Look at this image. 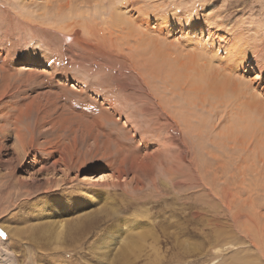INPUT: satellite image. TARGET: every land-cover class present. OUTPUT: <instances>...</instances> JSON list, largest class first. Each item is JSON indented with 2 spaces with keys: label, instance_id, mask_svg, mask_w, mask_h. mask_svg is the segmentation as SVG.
Returning a JSON list of instances; mask_svg holds the SVG:
<instances>
[{
  "label": "rangeland",
  "instance_id": "374dc122",
  "mask_svg": "<svg viewBox=\"0 0 264 264\" xmlns=\"http://www.w3.org/2000/svg\"><path fill=\"white\" fill-rule=\"evenodd\" d=\"M64 1L0 0V96L12 81V97L4 99L26 141L49 139L40 132L53 121L62 130L50 139H78L80 150L94 148L98 135L132 182L94 186L110 181L111 172L96 177L104 163L90 153L80 157L91 156L89 166L74 170L67 185L59 173L33 180V160L45 153L22 149L12 134L0 154V264H264V72L246 64L240 75L255 91L250 113L208 88L234 56L232 47L247 56L257 45L264 65V0H139L134 9L156 17L149 34L143 29L145 45L116 28L106 36L115 49L101 52L91 45L100 34L87 37L84 23L103 29L110 0ZM191 13L186 22L194 25H185ZM136 48L144 51L136 55ZM128 54L136 66L124 62ZM150 60L148 88L140 66L149 68ZM201 68L207 82L193 86ZM162 92L183 108L177 112L187 125L177 132L159 122ZM245 111L254 125L242 121ZM14 153L20 161L5 163ZM111 189L120 199L106 193ZM82 219H96V226L73 239Z\"/></svg>",
  "mask_w": 264,
  "mask_h": 264
},
{
  "label": "bare ground",
  "instance_id": "6f19581e",
  "mask_svg": "<svg viewBox=\"0 0 264 264\" xmlns=\"http://www.w3.org/2000/svg\"><path fill=\"white\" fill-rule=\"evenodd\" d=\"M56 1H59V0H56ZM60 1H63V3L67 4L64 0H60ZM71 1V0H70ZM87 1V0H85ZM84 1V2H85ZM90 1V0H89ZM97 1V4H99L100 2ZM118 0H110V9H111V13H110V19H108L104 24L103 26V29H99V28H96V26L93 24H89L88 22H85L84 24V29H88V31L85 32L87 33V37H90V38H93V35L95 36V33L98 32L100 34V37L99 38V41H95L93 43H91L92 47H94L97 52H101V48L100 46H105L104 49H107L108 47L110 48H113L115 49V47L113 45H111L110 43H108V39L106 38V36L108 37V33L111 35H113V33H116L114 32V30H117L116 28H118L119 30H122V31H127L129 33V35L131 34H134L132 38H135L134 40H136V44L139 46V47H142L143 45H145V41H144V38L146 37H143V32L144 30L146 29L147 31L144 32V33H148L149 34V29L151 28V24H149V19L151 17H154L156 18L155 16L153 15H149V11H147L146 9H134L135 8V5L139 3V0H122L121 1V4L119 5H116V2ZM68 2V1H67ZM57 3V2H55ZM69 3V2H68ZM76 3V2H75ZM82 3V2H81ZM85 3H89L88 1L85 2ZM96 3V2H95ZM58 4V3H57ZM64 4V5H65ZM70 4V3H69ZM68 4V5H69ZM72 4V2H71ZM80 5V3H79ZM66 6V5H65ZM57 7V6H56ZM58 7L62 8L63 6L62 5H58ZM131 7V8H130ZM130 8V9H129ZM53 9V8H52ZM54 10V9H53ZM56 10H54L55 12ZM56 13V12H55ZM71 13V12H70ZM62 15V14H61ZM193 13H191L190 16H186L185 17V22L184 24L185 25H189V26H193L194 23L193 22H186L188 20L192 21L193 19ZM181 21V20H180ZM96 22V21H95ZM181 23V22H180ZM178 23V24H180ZM115 28V29H114ZM144 29V30H143ZM154 29V28H152ZM92 30V31H91ZM151 30V29H150ZM158 31V30H157ZM157 31H154V34L155 32ZM147 34V36H148ZM158 34V33H157ZM89 35V36H88ZM159 35V34H158ZM110 36H109V39H110ZM117 36V35H116ZM116 36H113V37H116ZM136 36V37H135ZM160 36V35H159ZM125 37V36H124ZM129 36H127L128 38ZM131 37V36H130ZM154 37V36H153ZM89 38V39H90ZM157 38V37H156ZM161 38V37H160ZM158 39V38H157ZM256 39V38H255ZM133 40V39H132ZM112 41V40H111ZM127 41V40H126ZM148 42L149 39L147 40ZM133 42V41H132ZM251 42V41H250ZM147 43V42H146ZM129 44V43H128ZM149 45V44H148ZM152 45V43H151ZM244 45V44H243ZM249 45V44H248ZM254 45V44H253ZM127 46V45H126ZM156 47V46H155ZM161 47V46H160ZM164 47V46H163ZM149 48V47H148ZM157 48V47H156ZM122 49V48H121ZM147 49V48H145ZM154 49V48H153ZM162 49V48H161ZM262 49V47L260 48V50ZM123 50V49H122ZM121 50V52H118L117 54L120 55V54H123L124 52ZM135 50H138V53H136L134 51V53H136V55L142 53L144 50H141L139 48H136ZM229 50V49H228ZM245 50V49H244ZM252 50L254 53L252 54H248V58L246 56L245 53L242 54V51L240 52L238 50V48H233L231 49V51L235 52H231V54H234V56L232 57V59H230L229 62H227V66L226 67H223L222 69L224 70V73H221L222 76L221 78L217 77L218 75H216V77L218 78V80L214 81L213 83H208V85L210 87L208 88H212L213 91L212 92H217V90L220 91V94H214L215 96L218 95L217 97H224L225 95L226 96H229V103L232 102L233 100L236 101L237 105H236V108H238L237 110L239 109H244V110H247L248 113H250L249 110L253 109V107L256 106L255 103L256 102V96L251 94L253 91V86L250 85V82L247 81L245 82L244 81V77L242 75V77L240 76L241 73H244V71L246 69H248V64H256L257 66V70H262L264 72V65L262 62H259V48L256 46H253L252 47ZM264 50V49H263ZM156 51V50H155ZM239 51V52H238ZM104 52V51H103ZM113 52V51H112ZM167 52V51H166ZM183 53V52H182ZM152 54L155 55V53L153 52ZM109 57V56H108ZM109 59V58H108ZM136 60H138V58L135 56V54H128L127 55V59L126 61H124L125 63L127 64H135V62H137ZM154 60V59H153ZM143 61V60H142ZM151 61V60H150ZM181 61V59H180ZM183 61V60H182ZM200 61V60H199ZM121 62V61H120ZM158 63V62H157ZM154 62L151 61V64L149 66V68H146L145 65L144 66H140V71L141 72H145L144 76H143V82L146 83L147 86H149L148 88H151L152 86V83L151 82V75L149 71H153L154 69L152 68ZM200 64V63H197V65ZM247 64V65H246ZM126 65V64H125ZM140 65V63H139ZM138 65V66H139ZM182 65V64H181ZM196 65V66H197ZM201 65V64H200ZM199 65V67H201ZM136 66V64H135ZM216 66L215 64H213L211 62V65L207 66L210 70H212L213 72H215L216 74V69H212V67ZM172 67V66H171ZM231 69H230V68ZM137 68V67H136ZM181 68V67H180ZM178 68V69H180ZM206 68V67H205ZM203 70V68H201V70H203L204 72H200L198 73L199 76H197L200 80L199 81H195L196 78H194L195 80V83H192L193 86H200L201 84H206L207 82V79H206V73L205 71L208 70V68H206V70ZM172 69V68H171ZM135 70V69H134ZM170 70V69H169ZM175 70V68H174ZM198 70V68H197ZM137 71V69H136ZM185 71V70H184ZM195 71V70H194ZM139 72V71H138ZM148 75H146V73H148ZM180 72V71H179ZM188 72V70H187ZM191 72V71H189ZM193 72V71H192ZM219 71H217L218 73ZM227 72V73H226ZM140 74V73H139ZM214 74V75H215ZM220 74V72L218 73ZM157 75V74H156ZM183 75V74H181ZM189 75V74H188ZM194 76V75H193ZM220 76V75H219ZM139 77V76H138ZM140 78H142L140 76ZM216 78V79H217ZM145 79V81H144ZM154 79V77H153ZM241 79V80H240ZM260 79V78H259ZM215 80V79H213ZM18 81V80H17ZM211 81V80H210ZM9 82V81H8ZM5 83L6 86L7 85H11V82L10 83ZM153 82V80H152ZM209 82V80H208ZM249 82V83H248ZM21 83V82H20ZM13 84V83H12ZM18 84V83H17ZM154 84V83H153ZM1 85V84H0ZM5 87V89L7 90L8 88L10 87ZM17 86V85H16ZM203 86V85H201ZM12 87V86H11ZM188 87V86H187ZM148 88H146L148 90ZM198 88V87H197ZM201 88V87H200ZM207 88V87H206ZM145 89V88H144ZM158 89V88H157ZM189 89V88H188ZM199 89V88H198ZM1 90V89H0ZM6 90H3V95L2 97L0 98V154L2 153V149H5V144H4V141L9 137L11 136L12 134H14L16 136V140L18 141L17 143H19L20 147L22 149H25L27 146L33 150V152H43L45 153L44 157L39 161H37L36 159L33 160V163H32V166H31V169L33 171H36L34 173H36V175L34 174V178L33 180L37 179V176L38 174H51V175H54L59 173V174H62V179L60 180V182H64L65 185H67V183L71 182L70 181V175L73 173V172H81L82 170L85 169V167H87L88 164H90L88 162V160L91 158H88L87 161L83 160L81 161L80 160V157H82V155L84 154H87V153H90V154H93V157L94 159L96 160L95 162H99V163H104V166L100 167L99 171H95L94 173L98 174V173H102L104 171H108V172H111V176L108 177V181L107 183H104V184H93L94 186H97V187H100V186H105V187H120V185H124L126 188L127 186H130L131 185V182L128 181L126 178H125V174H124V171L122 170L121 167L122 166V160H119V161H112L110 162V158L112 156L111 152H110V149L109 147H105L103 148L104 146L101 144L100 145V142H99V136L96 135V137L94 138V148L92 149L91 148V145H82L83 147V150H80L79 149V145H80V142L78 139H74L72 144L71 145H67V143H64L62 141V139H57V140H53V138L50 139L49 136H52L53 134H56L55 137H57V135L60 137L61 134L59 132H61L62 128L61 127H57L59 126L60 121L59 123H55L54 121L52 123H49V128H45V130L41 131L40 132V136L42 135L43 137H48L49 139H45L43 142H40L39 143V140L42 139V137H38L37 140L35 138V136H32L30 140L26 141L25 138H23V135L20 133L21 130H20V127L18 126L19 123L21 122L20 120V117H13L14 120H12V115H10L9 113V106L7 103V101L5 100L6 97H12V92L11 94L7 93ZM151 90H155L156 89L153 87V89ZM255 90V89H254ZM11 91V90H10ZM159 91V89H158ZM174 91V90H173ZM193 91V90H192ZM196 91V90H195ZM206 91V90H205ZM211 91V89L209 90ZM264 91V90H263ZM201 92V91H200ZM207 92V91H206ZM2 93V92H1ZM163 93V92H162ZM253 93H255V91H253ZM210 94V93H209ZM148 95V94H147ZM152 95V94H151ZM159 98V102H160V105H159V109H158V114H159V119H160V124H164L166 126H169L171 127V129H175L176 132H177V129H178V124L180 123L181 125H185L186 121L181 117V115L177 112L180 108H182L181 105H178V101H176L175 98H173L175 95L174 94H171L168 95L170 96L173 100L172 101H169L167 102V99H166V95L165 93H163L162 97L161 95H158L156 94ZM264 95V94H263ZM153 96V95H152ZM151 96V97H152ZM180 96V95H179ZM208 96V95H207ZM150 97V96H149ZM5 98V99H4ZM179 98V97H178ZM231 98V99H230ZM149 99V98H148ZM170 99V98H169ZM18 100V99H17ZM20 100V99H19ZM153 100V99H152ZM171 100V99H170ZM184 101V100H183ZM182 102V101H181ZM180 102V103H181ZM187 102V101H186ZM196 103V102H195ZM11 104V103H10ZM17 104V103H16ZM155 104V103H154ZM255 104V105H254ZM178 105V106H177ZM188 105V104H187ZM190 105V104H189ZM254 105V106H253ZM155 106V105H154ZM192 106V105H191ZM253 106V107H252ZM264 106V105H263ZM235 107V106H234ZM14 109V106L12 105V107ZM20 108V107H19ZM155 108V109H156ZM187 108V107H186ZM186 108L184 107V110H186ZM260 108V107H259ZM183 109V108H182ZM189 109V108H188ZM187 109V110H188ZM32 110V108H31ZM114 110V109H113ZM152 110V109H151ZM154 110V109H153ZM243 111V110H241ZM253 111V110H252ZM17 112V111H16ZM185 112V111H183ZM181 112V113H183ZM22 113V112H21ZM245 115L244 117V120L242 121H246V124L248 125H254V123H256V121L254 120L253 117H250L249 115L250 114H247L246 111L243 112ZM66 115V114H65ZM247 115V116H246ZM20 116V115H19ZM49 116V115H48ZM184 116V115H183ZM76 117V116H75ZM157 117V116H156ZM166 118V122L163 121L162 119L163 118ZM185 117V116H184ZM230 117V116H229ZM242 117V116H241ZM56 118V117H55ZM71 118V117H70ZM13 122H12V121ZM157 121V120H156ZM241 121V122H242ZM9 123H11L12 126L9 125ZM63 123V122H62ZM179 124V125H180ZM180 125V126H181ZM182 125V126H183ZM187 125V124H186ZM244 125V124H243ZM81 126V125H80ZM165 126V127H166ZM60 128V129H59ZM185 128V127H184ZM14 130V132L12 131ZM182 131V130H181ZM174 133V132H173ZM80 134V133H79ZM183 134V133H182ZM236 134V133H235ZM67 135V133H66ZM105 135V134H104ZM88 136V135H87ZM92 136V134H91ZM230 136V135H229ZM54 137V136H53ZM173 137H175V134L173 135ZM177 138V137H176ZM28 139V138H27ZM39 139V140H38ZM66 139V138H65ZM89 139H91L89 137ZM178 139V138H177ZM185 139V138H184ZM183 139V140H184ZM87 140V139H86ZM173 140V139H172ZM171 140V141H172ZM82 142L85 141L84 137H82L81 139ZM88 141V140H87ZM176 141V140H175ZM173 141V142H175ZM180 141V140H179ZM182 141V140H181ZM182 143H184L182 141ZM181 143V144H182ZM104 144V143H103ZM107 144V143H106ZM173 144V143H172ZM180 144V143H179ZM27 145V146H26ZM103 146V147H102ZM110 146V145H109ZM175 146V145H174ZM178 146V145H176ZM180 146V145H179ZM187 146V144H186ZM25 147V148H24ZM81 147V146H80ZM168 147V146H167ZM185 147V145H184ZM180 148V147H179ZM183 148V147H182ZM29 149V148H28ZM85 149V150H84ZM162 150V149H161ZM160 150V151H161ZM6 151V150H5ZM28 151V150H27ZM189 152V151H188ZM164 153V152H163ZM17 154V153H16ZM14 153V157L11 158L10 160H8V162H4L5 163H8L10 164V162L12 160H18L20 161V155H16ZM88 154V155H90ZM160 154V152H159ZM114 155V154H113ZM120 156V154H119ZM6 157H8L6 155ZM27 157V156H26ZM89 157V156H88ZM184 157V155H183ZM188 155H185V160L187 159ZM16 158V159H15ZM25 158V156H24ZM121 158V157H119ZM38 159V158H37ZM122 159V158H121ZM114 160V159H113ZM116 160V159H115ZM13 162V161H12ZM188 162V161H187ZM25 163V162H24ZM23 163V164H24ZM125 163V162H124ZM186 163V162H184ZM135 164V163H134ZM187 165V163H186ZM89 166V165H88ZM141 166V165H140ZM38 168V169H37ZM37 169V170H36ZM76 170V171H74ZM95 174V175H96ZM100 174L96 175V177H99ZM70 178V179H69ZM138 180V179H137ZM50 181V182H49ZM52 180L48 179V182L49 183H52L51 182ZM59 182V180L57 181ZM136 185V184H135ZM138 185H142L141 182H137V185L136 187L134 188V190H138L139 189V186ZM74 188V187H73ZM54 191V190H53ZM58 192H64L65 191V188H62L60 190H57ZM122 192V191H121ZM128 192V191H125V193ZM134 192V191H133ZM49 190L46 192V194H49ZM106 193L108 195H113L115 198H119L118 196H120L119 193H117V190H114V189H111V190H108L106 191ZM120 199V198H119ZM27 202V201H26ZM25 204V203H22L21 206ZM125 204V203H124ZM137 204V203H136ZM128 205V204H127ZM125 205V210L127 211L129 209V207L132 205ZM87 218V217H86ZM94 218V217H93ZM96 220V219H95ZM93 219H90L89 221H86L83 219L81 220L80 224H78V227H77V230L78 232L75 235V237L73 239H77L78 236L83 233H87V231L90 230L91 227H95L96 226V222ZM83 221V222H82ZM103 222H106V221H103ZM79 223V222H78ZM89 233V232H88ZM87 233V234H88ZM92 233V232H91ZM90 234V233H89ZM88 234V235H89ZM44 235V234H43ZM85 237V236H84ZM83 237V238H84ZM85 239V238H84ZM58 241V240H57ZM73 242V241H72ZM170 251H173V248H170L169 249V252ZM76 252V251H75Z\"/></svg>",
  "mask_w": 264,
  "mask_h": 264
}]
</instances>
